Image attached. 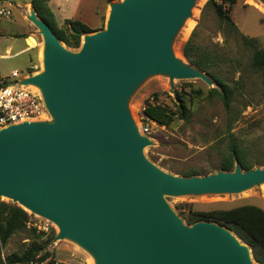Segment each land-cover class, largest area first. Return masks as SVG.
Segmentation results:
<instances>
[{
	"label": "water",
	"instance_id": "95a60500",
	"mask_svg": "<svg viewBox=\"0 0 264 264\" xmlns=\"http://www.w3.org/2000/svg\"><path fill=\"white\" fill-rule=\"evenodd\" d=\"M264 4V0H260ZM197 0H118L105 26L69 49L31 5L43 38V69L19 85L39 87L47 119L0 128V198L58 227L94 264H260L231 228L188 224L166 197L237 194L264 184V166L180 176L145 155L153 139L129 108L149 77L200 79L176 55L179 30Z\"/></svg>",
	"mask_w": 264,
	"mask_h": 264
},
{
	"label": "rangeland",
	"instance_id": "374dc122",
	"mask_svg": "<svg viewBox=\"0 0 264 264\" xmlns=\"http://www.w3.org/2000/svg\"><path fill=\"white\" fill-rule=\"evenodd\" d=\"M208 1L197 0L192 16L188 19L191 27L187 30L186 23L179 30L173 48L177 56L185 59L183 46L193 31H196L195 41L199 45L218 51L220 57L226 60L216 68L215 73L238 87L235 91L232 118H229L219 97L208 95L210 86L200 79H175L172 86L169 77L155 75L146 79L129 101L131 113L140 125L139 121L145 124L142 109L147 99L175 108L178 93L185 95L187 104L193 111L190 122L176 119L168 127L157 124L150 136L154 145L145 148V155L150 161L180 176L190 171L206 175L219 170L222 154L230 137L227 131L230 122L235 136L251 149V159L264 161V75L249 68L251 50L246 49L239 38H233L221 31L218 17ZM27 4L29 0L0 1V9L12 11L10 17L0 15V78L9 83L14 82L12 71L17 70L20 75L28 76L43 69L40 60L43 38L38 28L27 18ZM232 17L241 34L258 39L260 46L264 47V5L260 0H236ZM23 25L28 27L27 34L34 39L16 36ZM35 42L36 48L30 50L29 45L33 46ZM10 45L14 47L9 52L7 50ZM24 48L27 49L21 51ZM68 48L76 51L80 47ZM35 65L38 67L33 68ZM213 87L218 86L214 84ZM199 89L203 91L201 96L196 94ZM166 198L178 214L177 206L181 204L192 205L196 211L229 209L244 204L264 208V184L237 194ZM2 201L19 206L6 197L0 198V202ZM23 209L29 217L27 227L15 232L2 245L4 257L8 254H21L32 242L41 239L60 264L92 263V256L76 243L68 239L54 241L58 227L53 222Z\"/></svg>",
	"mask_w": 264,
	"mask_h": 264
},
{
	"label": "trees",
	"instance_id": "16d2710c",
	"mask_svg": "<svg viewBox=\"0 0 264 264\" xmlns=\"http://www.w3.org/2000/svg\"><path fill=\"white\" fill-rule=\"evenodd\" d=\"M1 1V0H0ZM49 0H29L35 11L48 22L59 39L68 47L78 48L82 36L92 32L91 28L79 20L67 19L63 25H59L55 15L48 5ZM112 1V0H109ZM236 0H209L208 4L214 9L223 33H228L233 38H239L246 49L252 54L248 66L251 70L264 75V47L260 46L258 39L243 35L232 17L233 5ZM17 37L24 35L18 34ZM196 31L183 46L182 52L185 59L199 70L207 73L218 84V87L210 88V97H219L222 104L232 118L233 102L235 101L236 88L215 73V70L226 60L220 57L219 52L199 45L195 41ZM232 60V59H229ZM4 83L0 81V88ZM201 96L202 90H196ZM178 102L174 107L167 104L150 101L147 99L142 109V115L155 121L160 126H170L176 119L190 122L193 111L187 104L185 95L178 93ZM231 122L227 131L230 134L226 150L223 152L222 161L218 169L232 171L236 162H239L243 170H249L255 166H264V161L258 162L250 148L238 139L232 131ZM202 175L190 171L184 176ZM179 214L188 224L197 221H215L231 228L252 249L253 257L260 264H264V209L254 204H244L229 209H214L210 211H196L192 205L181 204L177 206ZM29 217L20 206H14L4 201L0 202V264H60L53 254L46 249V244L40 239L32 242L21 254H8L3 256V246L17 231L27 227ZM44 234V232L42 231Z\"/></svg>",
	"mask_w": 264,
	"mask_h": 264
},
{
	"label": "built area",
	"instance_id": "2783aa9c",
	"mask_svg": "<svg viewBox=\"0 0 264 264\" xmlns=\"http://www.w3.org/2000/svg\"><path fill=\"white\" fill-rule=\"evenodd\" d=\"M12 11L10 9H0V15L10 17ZM35 65L33 68H37ZM14 78L13 83L6 82L0 78L4 86L0 88V128L7 127L14 123L23 121L40 120L44 116L48 118V112L43 102L40 92L31 86L19 85L24 75L15 70L11 73ZM145 124L139 121L141 133L151 136L152 129L157 123L143 116Z\"/></svg>",
	"mask_w": 264,
	"mask_h": 264
},
{
	"label": "crops",
	"instance_id": "0c3cea01",
	"mask_svg": "<svg viewBox=\"0 0 264 264\" xmlns=\"http://www.w3.org/2000/svg\"><path fill=\"white\" fill-rule=\"evenodd\" d=\"M118 1V0H112ZM109 0H49L48 5L52 12L55 15L57 23L61 26L64 24L65 20L73 19L79 20L85 23L88 27L91 28L92 32L100 30L104 27L106 19L110 10ZM30 6V3L27 6ZM32 5V4H31ZM25 30H18L19 34L24 35L21 37H26V39L32 37L30 34H27L26 25L21 26ZM33 38V37H32ZM34 39V38H33ZM29 45V44H28ZM13 45H10L8 50L13 48ZM36 48V42L32 45H29V49ZM24 48L21 51H25ZM33 51V50H32ZM36 57V54H35ZM37 61H39L37 56ZM24 76H26L24 74ZM264 209V208H263Z\"/></svg>",
	"mask_w": 264,
	"mask_h": 264
},
{
	"label": "bare ground",
	"instance_id": "6f19581e",
	"mask_svg": "<svg viewBox=\"0 0 264 264\" xmlns=\"http://www.w3.org/2000/svg\"><path fill=\"white\" fill-rule=\"evenodd\" d=\"M264 5V4H263ZM258 6H260V7H262L263 8V6H261V5H258ZM28 12L30 11V6L28 5ZM189 20L187 19V21H186V23H188V27H187V30L189 29V27H191L190 25H191V22H188ZM186 30V31H187ZM177 54V53H176ZM42 56H43V45H42V49H41V59L40 60H42ZM32 88H34V89H36V90H38L39 89V87H34V86H31ZM42 119H47L46 118V116H44ZM91 264H94V260H93V258H92V263Z\"/></svg>",
	"mask_w": 264,
	"mask_h": 264
}]
</instances>
